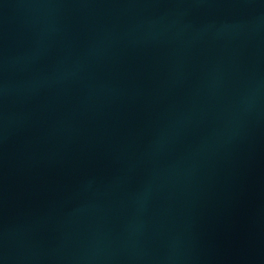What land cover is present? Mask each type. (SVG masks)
Returning a JSON list of instances; mask_svg holds the SVG:
<instances>
[{"label":"water","instance_id":"95a60500","mask_svg":"<svg viewBox=\"0 0 264 264\" xmlns=\"http://www.w3.org/2000/svg\"><path fill=\"white\" fill-rule=\"evenodd\" d=\"M0 264H264V0H0Z\"/></svg>","mask_w":264,"mask_h":264}]
</instances>
